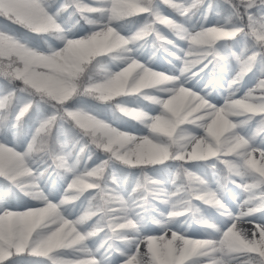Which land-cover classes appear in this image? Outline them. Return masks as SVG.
<instances>
[{"label":"snow or ice","instance_id":"obj_1","mask_svg":"<svg viewBox=\"0 0 264 264\" xmlns=\"http://www.w3.org/2000/svg\"><path fill=\"white\" fill-rule=\"evenodd\" d=\"M0 264H264V0H0Z\"/></svg>","mask_w":264,"mask_h":264}]
</instances>
